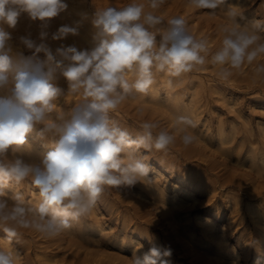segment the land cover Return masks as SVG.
Segmentation results:
<instances>
[{"label": "rangeland", "instance_id": "obj_1", "mask_svg": "<svg viewBox=\"0 0 264 264\" xmlns=\"http://www.w3.org/2000/svg\"><path fill=\"white\" fill-rule=\"evenodd\" d=\"M66 2L65 13L52 18L46 29L42 22L22 14L16 27L7 29L12 54L31 55L20 38L39 44L42 30L49 33L43 42L53 53L61 45L91 50L97 40V29L91 23L94 13L109 6L122 7L131 0ZM136 2L147 4V0ZM228 8L238 13L241 24L264 22V0H227L215 15L196 9L189 0H166L157 14L165 22L184 18L193 36L208 40L212 53L222 46L221 27L233 26L226 15ZM76 21H80L78 35L51 39L60 26ZM159 27L163 30L166 24ZM39 56L44 58L42 53ZM262 62L264 56L233 70L227 80L218 77L219 66L211 63L178 79L157 74L147 95L126 99L111 113L114 122L133 138L145 120L157 122L160 129L176 137L167 151L141 149L137 153L150 166L147 179L131 188H106L89 215L54 238L19 229V238L9 242L0 232V250L17 253V264H131L134 255H143L153 246L171 250L169 264H264V76L255 73ZM53 82L63 95L49 118L59 124L70 117L81 97L70 94L59 72ZM177 115L189 116L197 125L191 130L196 138L187 147L180 140ZM43 127L36 124L28 134L30 141L20 150L26 160L38 161L51 150L57 137L48 133L40 139L37 134ZM6 191H22L32 201L38 200L29 181L13 184ZM206 220L213 230L208 226L207 231Z\"/></svg>", "mask_w": 264, "mask_h": 264}, {"label": "clouds", "instance_id": "obj_2", "mask_svg": "<svg viewBox=\"0 0 264 264\" xmlns=\"http://www.w3.org/2000/svg\"><path fill=\"white\" fill-rule=\"evenodd\" d=\"M165 2L131 0L122 7L97 10L91 21L97 42L91 50L61 45L53 53L43 42L49 33L42 30L39 44L20 38L31 55L14 56L7 29H14L22 14L42 22L46 29L68 4L66 0H0V232L9 242L19 238V229L54 238L89 215L106 188H131L147 179L150 166L137 153L141 149L167 151L176 137L157 122L145 120L133 138L114 122L111 113L126 99L147 95L157 74L178 79L211 63L219 66L218 77L227 80L233 70L264 56V22L241 24L238 13L228 8L226 15L233 26L221 27L222 46L210 53L208 40L193 36L184 18L165 22L157 14ZM189 2L215 15L227 0ZM79 27L80 21L62 25L51 39L78 35ZM57 72L67 81L70 94L81 97L70 117L59 124L49 118L63 95L53 82ZM255 73L264 76V62L255 67ZM39 123L44 124L37 134L40 139L48 133L57 138L38 161L26 160L20 150ZM175 124L183 145H191L196 123L189 116L177 115ZM25 181L37 190L38 200L32 201L22 191H6ZM170 256V249L153 246L143 255H134L131 264H169ZM18 260L17 253L0 250V264H17Z\"/></svg>", "mask_w": 264, "mask_h": 264}, {"label": "bare ground", "instance_id": "obj_3", "mask_svg": "<svg viewBox=\"0 0 264 264\" xmlns=\"http://www.w3.org/2000/svg\"><path fill=\"white\" fill-rule=\"evenodd\" d=\"M81 2H82V1H81ZM71 5H72V4H71ZM77 7H78V5H77ZM72 8H73V6H72ZM80 8H81V7H80ZM83 8H84V7H83ZM74 10H75V8H74ZM83 11H84V10H83ZM75 12H76V11H75ZM64 13H65V12H64ZM64 13H63V14H64ZM78 13H79V12H78ZM83 13H84V12H83ZM67 14H68V13H67ZM79 16H80V15H79ZM69 18H70V17H69ZM70 19H71V18H70ZM78 19H79V18H78ZM84 23H85V22H84ZM228 23H229V22H228ZM246 23H247V22H246ZM82 24H83V23H82ZM82 24H81V25H82ZM85 25H86V24H85ZM47 28H48V27H47ZM30 29H31V28H30ZM30 29H29V30H30ZM85 29H86V28H85ZM91 29H93V27H92ZM93 34H94V33H93ZM80 35H81V33H80ZM85 35H86V34H85ZM73 37H74V36H73ZM82 37H83V36H82ZM87 37H88V36H86V38H87ZM92 37H93V36H92ZM69 38H70V37H69ZM93 39H94V38H93ZM68 40H69V39H68ZM88 40H89V39H88ZM76 41H77V40H76ZM95 41L97 42V40H95ZM96 42H95V43H96ZM92 43H93V42H92ZM76 44H77V43H76ZM167 78H168V77H167ZM167 85H168V83H167ZM152 87H153V86H152ZM168 87H169V86H168ZM157 88H158V86H157ZM155 89H156V87H155ZM163 90H164V89H163ZM157 91H158V90H157ZM158 92H159V91H158ZM159 93H161V92H159ZM152 95H153V94H152ZM157 95H158V94H157ZM168 96H169V95H168ZM168 96H167V97H168ZM171 97H172V96H171ZM168 98H169V97H168ZM165 99H167V98H165ZM167 100H168V99H167ZM194 100H195V99H194ZM165 101H166V100H165ZM176 104H177V103H176ZM35 135H36V134H35ZM34 138H35V137H34ZM28 139H29V138H28ZM36 139H37V138H36ZM32 140H33V139H32ZM29 141H30V140H29ZM34 141H35V140H34ZM202 141H203V140H202ZM38 142H39V141H38ZM36 144H37V143H36ZM36 144H35V145H36ZM37 145H38V144H37ZM44 145H46V144L44 143ZM46 148H47V147H46ZM47 149H48V148H47ZM21 151H22V150H21ZM26 151H27V150H25V152H26ZM46 152H47V151H46ZM28 153H29V152H28ZM39 153H40V152H39ZM30 156L33 157L34 154H33V155L30 154ZM263 158H264V157H263ZM235 162H236V161H235ZM253 212H254V211H253ZM205 219H206V218H205ZM208 221H209V220H206V222H205V221H204V222H205L206 224H208ZM202 223H203V221H202ZM206 224H205V225H206ZM209 224H212V223L209 222ZM209 224L206 225V229H207V231H208V226H209V230H210V229L213 230V228H211L212 225L210 226ZM261 224H262V223H261ZM214 229H215V227H214ZM210 232H211V231H210ZM211 233H212V232H211ZM206 234H207V232H206ZM187 235H188V234H187ZM208 235H209V234H208ZM210 238H212V236H210ZM210 238H209V239H210ZM213 238H214V233H213ZM118 240H119V239H118ZM213 240H215V238H214ZM187 241H188V240H187ZM214 242H216V241H214ZM186 243H187V242H186ZM186 243H185V244H186ZM207 243H209V241H207ZM216 243H217V242H216ZM259 244H260V243H259ZM215 245H216V244H215ZM224 245H225V244H224ZM204 246H205V245H204ZM260 246H261V244H260ZM220 247H221V246H220ZM262 247H263V246H262ZM262 247H261V248H262ZM209 248H210V247H209ZM224 248H225V247H224ZM225 249H226V248H225ZM256 249H257V248H256ZM205 250H206V249H205ZM207 250H208V249H207ZM210 250H211V249H210ZM212 250H213V249H212ZM227 250H228V249H227ZM208 251H209V250H208ZM218 251H219V250H218ZM258 251H259V250H258ZM221 252H222V251H220V253H221ZM224 252H226V251H224ZM224 252H223V253H224ZM217 255H218V254H217ZM256 257H257V256H256ZM258 258H259V257H258ZM258 258H257V261H258Z\"/></svg>", "mask_w": 264, "mask_h": 264}]
</instances>
